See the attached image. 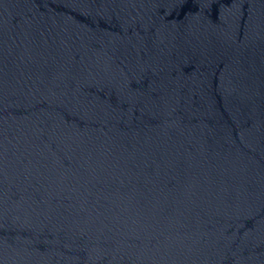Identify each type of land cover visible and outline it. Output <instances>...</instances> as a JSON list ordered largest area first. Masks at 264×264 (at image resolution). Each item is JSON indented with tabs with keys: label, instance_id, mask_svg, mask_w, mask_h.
<instances>
[{
	"label": "water",
	"instance_id": "obj_1",
	"mask_svg": "<svg viewBox=\"0 0 264 264\" xmlns=\"http://www.w3.org/2000/svg\"><path fill=\"white\" fill-rule=\"evenodd\" d=\"M0 264H264V0H0Z\"/></svg>",
	"mask_w": 264,
	"mask_h": 264
}]
</instances>
